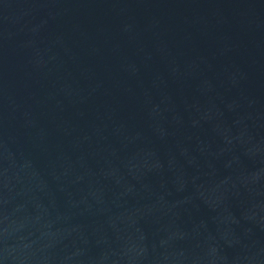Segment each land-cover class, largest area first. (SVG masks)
I'll return each instance as SVG.
<instances>
[{
  "label": "water",
  "instance_id": "water-1",
  "mask_svg": "<svg viewBox=\"0 0 264 264\" xmlns=\"http://www.w3.org/2000/svg\"><path fill=\"white\" fill-rule=\"evenodd\" d=\"M0 264H264V0H0Z\"/></svg>",
  "mask_w": 264,
  "mask_h": 264
}]
</instances>
